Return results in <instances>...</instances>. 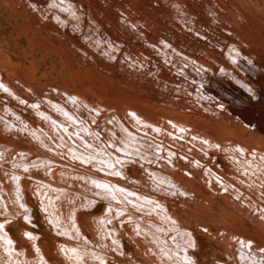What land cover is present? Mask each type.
<instances>
[{
  "label": "rangeland",
  "instance_id": "1",
  "mask_svg": "<svg viewBox=\"0 0 264 264\" xmlns=\"http://www.w3.org/2000/svg\"><path fill=\"white\" fill-rule=\"evenodd\" d=\"M48 1H52L56 8ZM61 14L67 20L62 21L58 17ZM195 32L209 40L199 39ZM157 41L162 42L174 60L208 76L223 97L241 105L247 119L256 124L257 131L244 127L225 113L211 110L204 99L193 94L188 84L166 71L134 64L137 52L146 51L149 44ZM0 69H4L5 74H0L3 89L20 98L41 99L50 94L51 88L70 97V100L62 97L60 102V96L53 94L50 99L55 102L49 105L35 107L31 104L30 109L29 106L19 108L20 113L25 110L22 118L32 116L35 125L27 119L29 125L19 124L15 128L13 120L19 115L14 111L8 112L12 119L4 114L0 116L2 140H12L8 145L2 142L5 148L0 149V264H109L108 258L113 254L117 258L125 257L126 241L118 235L126 230L132 239L139 242L135 243L139 244L138 249L144 251V255L137 252L143 258L142 264H264V246L256 240L260 235L258 231L264 233L263 218L247 213L224 193L221 196L207 193L198 171L194 170L190 172L192 179L180 178L183 185L191 183L190 187H204L200 186L202 191L196 192L198 197L193 193L191 198V191L188 193L179 187V181H175V175L183 173L173 167L172 162L176 170L165 163L162 165L170 167L173 182L157 176L150 168L149 172L154 184L163 187L168 194L175 193V196L168 200L166 197L151 200L128 185L127 179L132 177L125 170L131 165L132 168L139 166L135 162L124 164L119 161L118 164L113 155L118 158L120 153L111 149L102 151L99 147L103 139L101 142L98 140V135L121 134L131 142L133 151L149 155V139L135 136L139 145L136 147L135 142L124 134L127 130L120 131L122 114L132 111L126 108L130 105L145 108L143 111L154 119L149 123H172L173 117L207 121L203 124L206 126L177 123L214 145L213 154L221 164V172L231 170L228 161L231 148L247 151L258 147L264 153V0H0ZM64 104H67V112ZM44 110H49L48 114ZM82 115L89 120L122 116L113 122V128L107 126L106 121L102 127L95 123L98 131L96 127L94 131L80 121ZM219 122L231 126L229 129L232 131L242 132L243 139H226L216 133L213 124H222ZM3 126L4 133L1 132ZM69 127L75 130L69 131ZM101 128H108L109 132L101 133ZM13 129L16 135L25 137L8 136L9 130ZM24 142L31 149L21 152L23 150L18 148ZM245 142L248 143L246 146ZM222 146L228 148L223 149ZM7 147L20 151L15 160L3 158L5 150L9 149ZM63 154L68 157L70 165L62 162ZM26 156L41 160L32 167ZM250 160L252 170L248 173L240 170L246 179L255 176L256 172L261 173L260 166L255 167V160ZM177 163L185 166L182 161ZM85 168H91L96 174L85 172ZM31 175L37 177L36 181L31 179ZM109 176L115 177L113 180L119 181L121 187L109 180ZM175 182L177 189L172 185ZM27 196L35 205L33 208L36 209L39 226L33 222L32 207L25 203ZM180 196L194 201H187L188 206ZM94 198L97 199L96 205L83 210L87 206L85 202H93ZM208 198L212 199L211 204ZM174 201L179 205V209L172 205L174 213L188 207L195 208L194 214L190 209L185 211L188 215L181 212L186 218L191 212L190 221L183 217L180 225L167 211V204ZM98 205L102 206L97 212L101 214L92 223L90 216ZM225 210L245 222L244 227L225 219L221 213ZM17 214L21 215L15 217ZM79 215L87 219L85 232L81 229ZM213 215L217 219H213ZM254 221L263 227L251 225ZM30 224L38 228L34 229ZM10 226H15L13 231L22 239V246H17L10 237L7 229ZM187 226L199 235L207 236L211 243L199 261L194 256L196 241ZM252 227L257 228V232ZM221 229L226 235L214 238L213 235ZM41 232L50 235L54 254L40 243ZM90 233L93 238L88 235ZM255 233L258 236L252 235ZM55 241L59 243L58 247ZM118 244L123 245L122 255L117 252ZM130 247L134 250L132 243ZM211 257L214 260H210ZM215 260L217 263L213 262Z\"/></svg>",
  "mask_w": 264,
  "mask_h": 264
},
{
  "label": "bare ground",
  "instance_id": "2",
  "mask_svg": "<svg viewBox=\"0 0 264 264\" xmlns=\"http://www.w3.org/2000/svg\"><path fill=\"white\" fill-rule=\"evenodd\" d=\"M47 1V0H46ZM95 1V0H94ZM48 3L49 4H51V5H55L52 1H48ZM98 5V4H97ZM43 6V5H42ZM89 6V5H88ZM55 7V6H54ZM95 7V6H94ZM56 8V7H55ZM60 14V13H59ZM34 16V15H33ZM62 21H64V20H67V18H66V16H62V14H61V16H58ZM112 21V20H111ZM115 21V20H114ZM114 21H113V23H114ZM244 30V29H243ZM125 34V33H124ZM127 37V36H126ZM129 38V37H128ZM252 38V37H251ZM250 38V39H251ZM83 39V38H82ZM256 39H257V37H256ZM252 40V39H251ZM258 40V39H257ZM256 41V40H255ZM256 43H258V41L256 42ZM255 43V44H256ZM156 44L158 45V46H162V47H164L163 45H162V42L161 41H157L156 42ZM260 47V46H259ZM147 48H148V46H147ZM165 48V47H164ZM166 50V49H165ZM143 52H147V51H145V50H141V51H139V52H137V54L140 56ZM127 61H129V62H131V64H133V62L131 61V60H129V59H127ZM139 63H141L142 64V62H139ZM127 68H129V67H127ZM127 68L125 69V70H127ZM124 69V68H123ZM1 70V69H0ZM127 72V71H126ZM132 72V71H131ZM131 72H129L130 74H131ZM128 73V74H129ZM0 74H1V76L3 75V76H5V74H4V69L2 70V71H0ZM5 80H7V79H5ZM8 81V80H7ZM117 81V80H116ZM8 83H9V81H8ZM117 83V82H116ZM11 84V83H10ZM9 84V85H10ZM118 84V83H117ZM8 85V86H9ZM0 86L1 87H3V82H2V79H1V77H0ZM10 86H12V85H10ZM0 87V90H2V88ZM13 87V86H12ZM149 89V88H148ZM35 90V89H34ZM150 90V89H149ZM152 90V89H151ZM150 90V91H151ZM147 92H148V90H147ZM150 93V92H149ZM151 94V96L153 95L154 96V93H150ZM156 94V93H155ZM159 95V94H158ZM150 96V95H149ZM106 102V101H105ZM111 102V101H110ZM172 102V101H171ZM87 103V102H86ZM182 103V102H181ZM92 105V104H91ZM179 106H181V105H179ZM127 108V110H132V111H130L129 113H125V116H123V117H121V121H120V131L122 132L123 131V129H125V130H127V133H124V134H126V136L130 139V141H134L135 142V146L137 147V146H139L138 145V143H137V141H136V137L135 136H137V137H141V138H143V137H147V139L149 138L148 136H144V134H145V132L147 131L148 133H150V134H153V136H154V138H152V137H150L149 139V155L148 156H146V155H142V154H140V153H138V152H135V151H133L132 150V148H131V146H132V144H131V142H129L128 140H125L123 137H122V135L121 134H116V133H111L110 132V135H109V137H106L107 135L106 134H102L101 136L103 137V139H104V141H102V143H101V146L99 147V149H101L102 151H103V149H106V150H113V151H117V152H119L120 153V157H118L117 158V156H115V155H113L115 158H113L118 164H119V161H122L124 164H129V162L131 163V162H135L139 167H135V168H132L131 166V168L129 167V168H127L125 171H126V173L130 176V177H132V178H128V179H136V180H138V181H141V183H143L142 182V179H144L145 181H146V183H143L141 186L145 189V188H147V190H144V189H142V188H140L139 189V193H143L144 195H146L147 197H149L151 200H154V199H157V197H166V199L168 200L169 198H171V197H173V196H175V193H173V194H168L166 191H165V189L163 188V187H160L159 185H156V184H154L153 183V181L151 180V177H150V172H149V170L151 169V170H154V172L157 174V176H159V177H161V178H164V179H167V180H169V181H171V182H173L172 181V177H171V172H170V167H168V166H163L162 164L164 163V162H156V164L155 163H150V161L151 160H155L156 158H161V154H162V160H165V161H168V162H172L173 164H174V166L171 164V166H173V167H176L177 169H179V170H181V171H183L184 169H185V166L183 165V167H182V165L181 164H179V163H177L178 161H181L178 157H179V155H178V153L177 152H174L175 154H176V156H174L173 154H172V151L171 152H169L168 150H166V151H164L163 149H161V147H162V145H161V143H158V142H154L155 141V138H156V136H160V138L162 137V135L161 134H157V133H161V131H162V129L164 128L165 129V127H161V123L159 124H157V123H149V122H154V119H152L151 117H150V115L149 114H147V113H145L144 111H143V109L144 110H146L145 108H143V107H139V108H137V107H132V106H127L126 107ZM49 112V110H44V112L46 113V114H48V112ZM51 112V111H50ZM52 114V113H51ZM4 115L7 117V118H10V119H12L11 117H10V115H9V113L7 112V111H5L4 112ZM53 115V114H52ZM137 115V116H136ZM27 117V119H28V121H29V123L31 124V125H35V123H34V118L32 117V116H26ZM80 118H81V116H80ZM140 118V119H139ZM174 118V120H171L172 121V123H174V124H178L177 122L178 121H180V122H187V123H191L192 125H198V126H206V125H203L204 123H207V121H205V120H202V119H196V118H192V117H187V118H185V117H173ZM15 118H14V123H15V128H17L16 126H18L19 125V121H17V122H15ZM224 120V119H223ZM219 123H222V122H219ZM224 123H226L225 121H224ZM106 124V123H105ZM228 124V123H227ZM164 125V124H163ZM214 125V127L217 129L216 130V133H218V134H221V135H223L224 136V138H241V139H243V137H244V135H243V133L241 132H237L236 130H234V131H232V130H230L229 129V127H231V126H226V125H224L223 123L222 124H213ZM119 126V125H118ZM178 126H179V130L182 132V130H181V127H183V126H181V125H179L178 124ZM21 128H25V127H22V126H20ZM19 127V128H20ZM57 127V126H56ZM213 127V126H212ZM117 128V127H116ZM119 128V127H118ZM232 128V127H231ZM44 129V128H43ZM102 129V128H101ZM236 129V128H235ZM27 130V129H26ZM45 130V129H44ZM68 130L69 131H73V130H75L73 127H69L68 128ZM105 130V129H104ZM28 131V130H27ZM35 131V130H34ZM235 131H236V133H235ZM240 131V130H239ZM242 131V130H241ZM65 133H66V131H64ZM129 132V133H128ZM176 129H174V131L173 132H169V134H167V135H173L174 136V133L176 134ZM199 132V131H198ZM133 134V135H131V134ZM38 134V133H37ZM50 135V134H49ZM68 135V134H67ZM71 135V134H70ZM6 136V135H5ZM70 137V136H69ZM72 137V136H71ZM70 137V138H71ZM220 137V136H219ZM5 137H3V139H4ZM24 138V137H23ZM45 138V137H44ZM226 138V139H227ZM5 139H7V138H5ZM165 139H167V138H165ZM8 140V139H7ZM11 139H9L8 141H10ZM78 140V139H77ZM232 140V139H231ZM8 141H3L2 140V136L0 135V143H4V142H6L5 144H9L8 143ZM12 141V140H11ZM20 141H21V139H20ZM23 141V140H22ZM55 141V140H54ZM82 141V140H81ZM87 141V140H86ZM110 142V143H108V142ZM234 141V140H233ZM16 143H17V141H15ZM26 142V141H25ZM24 142V144L23 145H21V147L20 148H18V149H22L23 151H21V152H25L24 151V149H28L29 148V144H26ZM65 142V141H64ZM64 142H63V144H64ZM71 142V141H70ZM2 143V150L5 148V146H4V144ZM13 143V142H12ZM239 143H242V142H240L239 141ZM250 143V142H249ZM67 144V143H66ZM246 144H248L247 142H245V146H246ZM68 145V144H67ZM67 145H65V146H67ZM71 145V144H70ZM74 145V144H73ZM254 145V144H253ZM20 146V145H19ZM50 146V145H49ZM79 146V145H78ZM194 146H196V147H199V148H203V147H209V148H213L214 147V145L212 144V143H210L209 141H207V140H199V141H197L196 142V144L194 145ZM261 146H263V145H261ZM70 147V146H69ZM95 147V146H94ZM223 147V149H226V148H228V146H222ZM248 147V146H247ZM252 147V146H251ZM53 148V147H52ZM66 148H68V146L66 147ZM71 148V147H70ZM88 148V147H87ZM258 148V147H257ZM257 148H255L257 151V154H255V155H250V154H245L244 155V153L243 152H241V151H238V150H235V149H233V148H231V149H229V151L231 152V154H229L228 155V161H229V168L231 169L230 171H226L227 172V177H226V179L225 178H223V180L226 182V183H224L223 181H221L220 179H219V177L218 176H220V173H225V172H221V170L220 169H217V172L216 171H213L215 174H217L218 176H216L212 171H210L209 169H205L204 170V172H203V174H205L206 176H207V179H209V181L210 182H213L212 183V185H215V184H219V185H221L222 187H225L226 188V193H224V194H226L230 199H232V200H234V201H236L237 202V204L239 205V207H241L242 209H244L247 213H251V214H253L254 215V217L255 216H257V217H261V218H263L264 219V155H263V153L262 152H260ZM261 148V147H260ZM29 149H31V147L29 148ZM38 149V148H37ZM81 149V148H80ZM263 149V148H262ZM35 150V149H34ZM40 150H41V148H40ZM75 150V149H74ZM93 150V149H92ZM122 150V151H121ZM32 151V150H31ZM39 151V150H38ZM44 151V150H43ZM46 151V150H45ZM57 151V150H56ZM68 151V150H67ZM30 152V151H29ZM69 152H71V150H69ZM76 152V151H75ZM123 152V153H122ZM38 153V152H37ZM42 153V152H41ZM56 153V152H55ZM57 153H58V151H57ZM192 153L194 154V155H196V156H199L200 158H201V160H203L202 159V156L204 157V158H206V160L208 159V155H202L201 156V154L197 151V150H195L194 148H192ZM210 153V151H208V154ZM22 154H24V153H22ZM43 154V153H42ZM41 154V155H42ZM142 155V156H140V155ZM64 155V154H63ZM74 155V154H73ZM183 155V154H182ZM212 155H214L213 154V152H212ZM60 156H61V153H60ZM75 156V155H74ZM171 159H170V158ZM63 160H62V162L63 163H65V164H67V165H70V163L68 162V157L66 158V156L64 155V156H62L61 157ZM32 159H35V162H33V163H31V162H29V161H31ZM43 159V158H42ZM250 159H253V160H255V167L257 166V165H259L260 166V168H261V173H258V172H256L255 174V176L254 175H251L250 176V178H245L244 177V175L241 173V169H243L245 172H250L252 169H251V165H252V163L250 162L251 160ZM41 160V158H37V157H32V156H26V161H27V163L28 164H30L32 167H34V164L35 163H37V162H39ZM56 161V160H55ZM58 161V160H57ZM79 161V160H78ZM94 161V160H93ZM125 161V162H124ZM217 161V160H216ZM203 162V161H202ZM218 162V161H217ZM158 163V164H157ZM184 163V162H183ZM219 163V162H218ZM136 165V166H137ZM185 165H186V163H185ZM219 165H220V167H221V164L219 163ZM89 166H91L92 167V163H89ZM120 166V165H119ZM134 166V165H133ZM71 167V166H70ZM75 168H78V167H75ZM87 168V167H86ZM85 168V172H93V174H96V172H94V171H92L91 170V168H88V170ZM144 169V171L142 170V169ZM150 168V169H149ZM198 168H200V165L199 164H197L196 165V167H195V169L196 170H194V171H198ZM201 169H204L203 167L201 168ZM71 170V169H70ZM79 170H81V168L79 167ZM81 171H83V170H81ZM84 172V171H83ZM198 173H199V171H198ZM201 173V172H200ZM202 175V174H201ZM32 177H31V179L33 178V180L34 181H36V179L35 178H37L36 176H34V175H31ZM98 176V175H97ZM99 176H105V177H107V175H105V174H99ZM134 176V177H133ZM43 177V176H42ZM221 177V176H220ZM115 178V177H114ZM113 178V179H114ZM176 180L175 181H179L178 183L181 185V186H179V187H181V188H183L185 191H191V192H193L194 194H195V196H197L196 195V192H200V191H202V189H201V187H202V185H200V183H198V181L196 180V182L201 186H192V187H195L196 188V190H194V188H192V187H190L191 186V183H190V185L188 186V185H183V182L181 183V181H180V178L183 180V179H185V180H190V179H192V178H188L187 176H184L183 174H177V175H175V177H174ZM206 178V177H205ZM108 179L109 180H111L114 184H116V185H119L120 187H121V184L119 183V181L118 182H116V181H114L113 179H112V176H109L108 177ZM127 179V180H128ZM32 180V181H33ZM79 181V180H78ZM155 181H156V183H159V181H158V179H155ZM123 183V182H122ZM79 185V184H78ZM81 185V184H80ZM79 185V186H80ZM172 185L173 186H175L176 187V189L178 188V185H177V182H175V183H172ZM91 186V185H90ZM126 186V188H124ZM123 185V188L124 189H128V187H127V185ZM137 186H139V184H137ZM141 186H139V187H141ZM205 186V185H204ZM202 188H204V187H202ZM134 189H136V188H134ZM172 189H173V187H172ZM205 190H206V192L208 193L209 191L206 189V188H204ZM133 190V189H132ZM144 192H143V191ZM78 191V190H77ZM136 191V190H135ZM205 192V193H206ZM228 192V193H227ZM26 193L28 194V192L26 191ZM25 193V194H26ZM182 193V192H181ZM189 193V192H188ZM210 193V192H209ZM223 194V195H224ZM204 195V194H203ZM226 195H224V196H226ZM211 196V195H210ZM221 196V195H220ZM232 196V197H231ZM183 197V196H182ZM181 196H180V198H181V200L182 201H185L186 200V204H187V201H191V200H193L194 201V199H189L188 197H183L182 198ZM198 197V196H197ZM219 197V196H218ZM227 197V198H228ZM233 197H235V198H233ZM160 198V199H161ZM221 198V197H220ZM228 198V199H229ZM30 199H31V197H30ZM29 198H28V196L26 197V199H25V203L26 204H28L29 206H31L32 207V209H33V212H32V216L34 217V220H33V222L34 223H36V225H38L39 226V221H38V216H37V212L35 211L36 209L35 208H33L35 205H34V203H32V201L30 200ZM159 199V198H158ZM226 199V198H225ZM166 200V201H167ZM209 200H211L210 201V204H211V202H213L212 201V199H209L208 198V201ZM172 201H173V199H172ZM169 202H170V200H169ZM175 202V201H174ZM221 202V201H220ZM233 202V201H232ZM95 203H97V199L96 198H94V200H93V202L92 201H90V203H88V202H85V205H87L83 210H88V209H92L96 204ZM167 203V202H166ZM184 203V202H183ZM103 204V203H102ZM166 205V204H165ZM172 205L174 206V207H177L178 209H179V205H177V203L175 202V203H170V204H167V211L169 210L170 212H171V214H172V216L174 215L175 216V218L178 220L177 222H179V224L181 225V223L183 224V221H182V219H183V217H185V214L183 215V213H181V212H185L186 210H189V211H192V213L194 212V209L195 208H191V207H188V208H186L185 210H183V211H181V210H179L178 212H176V213H174L173 212V209L171 208L172 207ZM188 206H189V204H187ZM191 205V204H190ZM209 205V204H208ZM101 205H98V206H96V208H94L92 211L94 212L91 216H90V218H91V220H92V223H93V221L95 220V219H97V216H99L101 213H97L98 211H100L99 209L100 208H102V206L100 207ZM173 207V208H174ZM224 207V206H223ZM233 207V206H232ZM214 209H215V207H213ZM225 208V207H224ZM231 208V207H230ZM192 209V210H191ZM239 209V208H238ZM217 210V209H216ZM32 211V210H31ZM212 211V210H211ZM239 212V211H238ZM187 215H188V213L187 212H185ZM190 213L191 212H189V216H187V218L186 219H192V214L190 215ZM222 214H223V216L225 217V219H228V221H232V223H240L243 227H244V224H245V222H243V221H240V220H238L236 217H234L233 215H231L227 210H225V213L224 212H221ZM233 213V212H232ZM240 213V212H239ZM238 213V214H239ZM194 214V213H193ZM237 214V213H236ZM21 215V214H20ZM19 214H17V215H15V217H17V216H20ZM247 215V214H246ZM241 216V215H240ZM243 217H245L244 215H242ZM79 217V223H80V226H81V229L85 232V228L87 227V219H86V217L84 216V215H79L78 216ZM189 217V218H188ZM194 217H195V215H194ZM209 217H210V219H211V215H209ZM190 219H189V221H190ZM194 219V218H193ZM209 219V220H210ZM213 219H217V217H216V215H213ZM246 219V218H245ZM251 219V218H250ZM254 219V218H253ZM8 220H10V219H8ZM184 220V219H183ZM252 220V219H251ZM17 221H18V219H17ZM246 221H247V219H246ZM197 222V221H196ZM200 222V221H199ZM205 222H207V220H205ZM215 222V221H214ZM247 222H250L249 220L247 221ZM246 222V224H248ZM33 223V224H34ZM114 223V222H113ZM210 223V222H209ZM216 223V222H215ZM253 223H254V225H255V227L257 226L256 224H258L259 225V223H257V222H252V224L251 223H249V224H251V225H253ZM190 224H192V223H190ZM211 224V223H210ZM236 224V225H237ZM239 224V225H240ZM19 226H22V225H20V224H18ZM17 225V226H18ZM78 225V224H77ZM92 225V224H91ZM122 225V224H121ZM193 225V224H192ZM215 225V224H214ZM253 225V226H254ZM261 225V224H260ZM259 225V226H260ZM41 226V225H40ZM258 226V227H259ZM13 227H15V226H10L9 228H7L9 231V234H10V237H12L13 239H14V241L16 242L15 244L17 245V246H22V239H20V238H18L15 234V232L13 231ZM184 227V226H183ZM186 227V226H185ZM188 227V226H187ZM194 227V226H193ZM251 226H249L248 228H250ZM261 228L263 227V226H260ZM5 228V229H6ZM20 228V227H19ZM21 228H23V227H21ZM20 228V229H21ZM118 228V227H117ZM214 228V227H213ZM241 228V227H240ZM246 228H247V226H246ZM253 228V227H252ZM261 228H258L259 230L261 229ZM52 229V228H51ZM60 229V228H59ZM130 229V228H129ZM188 229L190 230V231H192V235H193V237H194V240L196 241V246H197V251H196V253L194 254V256H195V258H197L198 259V261H199V259L201 260L202 259V257L204 256V254H205V252H207L209 249H210V245H211V243L209 242V240L206 238L207 236H203V235H199L198 233H197V231H194L193 230V228H191V227H188ZM199 229V228H198ZM235 229V228H234ZM237 229V228H236ZM235 229V230H236ZM254 229V228H253ZM253 229H252V231H253ZM257 229V228H256ZM256 229H254V231L256 230ZM264 229V228H263ZM16 230V229H15ZM91 230H92V233H93V231H94V229H93V226H92V228H91ZM200 230V229H199ZM242 230H243V228H242ZM247 230V229H246ZM119 231V230H118ZM239 231V230H238ZM245 231V230H244ZM252 231H249V233L250 232H252ZM263 231V230H262ZM87 232V231H86ZM91 232V231H90ZM201 232H203V231H201ZM212 232V231H211ZM247 232V231H246ZM245 232V233H246ZM255 232H257V231H255ZM41 233H43V232H41ZM92 233H90V234H88L90 237H92L93 238V234ZM248 233V232H247ZM252 233H254V232H252ZM258 233L260 234L259 236L255 233V234H252V235H257L258 237H259V239H256L258 242H260L261 244H263V246H264V235L262 236V234H264V233H260V231H258ZM128 237H130V235H129V233H128V231L126 230V233H125ZM201 234V233H200ZM49 235V234H48ZM48 235H46L45 233H43V237H41V239H40V243L42 244V246L43 247H45V248H47V249H53L52 248V245H51V239H50V235L48 236ZM125 235V236H126ZM205 235V234H204ZM231 235V234H230ZM234 235V234H233ZM249 235V234H248ZM42 236V235H41ZM260 236H262V239H261V237ZM128 237H126V239H128ZM244 237V236H243ZM247 237V236H246ZM249 237V236H248ZM253 237V236H252ZM49 238V239H48ZM130 239L134 242V243H136V242H138V241H135V239H132L131 237H130ZM249 239V238H248ZM123 240V239H122ZM58 241V240H57ZM60 241V240H59ZM124 241V240H123ZM126 241V240H125ZM129 241V240H128ZM33 242H35V241H33ZM61 242H63L64 243V241H63V239H62V241ZM65 242H69V240H66L65 239ZM71 243V242H70ZM70 243H68V244H70ZM124 243V242H123ZM139 243V242H138ZM141 244V243H140ZM33 245V244H32ZM39 245V244H38ZM55 245L58 247L59 246V243H57L56 241H55ZM72 245H73V243H72ZM119 245V246H118ZM117 245V252H122L123 250H122V247H123V245H122V247H121V245L120 244H118ZM137 245H139V244H137ZM23 246H24V244H23ZM31 246V245H30ZM140 246H142V244L140 245ZM235 246V245H234ZM14 247H15V245H14ZM20 248V247H19ZM140 248H142V247H140ZM143 248H144V246H143ZM23 250H25L24 248H22ZM124 249L126 250V251H131L132 250V248L130 247V244H129V242H125L124 243ZM54 250V249H53ZM58 250V249H57ZM226 251V250H225ZM224 251V252H225ZM124 252V251H123ZM222 252V251H221ZM236 252V251H235ZM245 252V251H244ZM48 253V252H47ZM36 254V253H35ZM51 254H54L53 252H52V250H51ZM114 255V254H113ZM109 256V258H108V263L109 264H111L112 262H118V261H124V260H122L120 257V259L119 258H117L116 257V255H114V256ZM230 255H231V252H230ZM234 256H235V254H233ZM124 256V255H123ZM137 258L138 260H140V263L143 261V258L136 252L135 253V256H134V258ZM222 257V256H221ZM232 257V256H231ZM60 258V257H59ZM215 258H216V256H215ZM220 258V257H219ZM223 258V257H222ZM61 259V258H60ZM224 259V258H223ZM222 259V260H223ZM226 259V258H225ZM235 259V258H234ZM217 260H218V258H217ZM217 260H215V261H213L214 263H217ZM236 260V259H235ZM52 261V260H51ZM104 261V260H103ZM107 262V261H106ZM204 262V261H203ZM198 263V262H197ZM205 263V262H204ZM104 264V263H103ZM142 264V263H141Z\"/></svg>",
  "mask_w": 264,
  "mask_h": 264
},
{
  "label": "built area",
  "instance_id": "3",
  "mask_svg": "<svg viewBox=\"0 0 264 264\" xmlns=\"http://www.w3.org/2000/svg\"><path fill=\"white\" fill-rule=\"evenodd\" d=\"M195 34L199 39L209 40L203 34H200L198 32H195ZM146 51L147 52H143L140 56L138 54L135 55V58L133 59L134 64L137 63L140 67H143L144 65H150L156 71H166L167 73H169L170 75H172L176 79L188 84L191 87L193 94L197 97H200L201 99H204L208 103L211 110H213L215 112L225 113L229 117L234 118L237 122H239L244 127L249 128V129L254 130V131H257L256 124L247 119L244 108L241 105H239L238 103H235V102L223 97L218 92V89H217V86L215 85V83L208 76L200 74L195 69H193L192 67H188V66L174 60L173 57L169 54V52L167 50H165V48L162 47L161 45L158 46L156 44V42L149 44ZM139 62H142V64ZM1 88H2V91H0V116L2 114H4L5 111H7V112L14 111V112L18 113V115H19V116L15 117V119H16L15 122L19 121V124L20 125L22 124L24 126H27L29 124L27 122V119L22 118V116H21V115L25 114V110H22L23 112L20 113L19 108L24 107V106L25 107L29 106V109H30L31 104L35 105V107H41L44 104L49 105L50 102H55V101H52L50 99V97H52L53 94L54 95L58 94L60 96L59 97L60 102H62V100H61L62 97H64L65 100L66 99L70 100V99H68V98H70V97H68V94L58 92L54 88L49 89V93L51 94V96H50V94H48V95L43 96L41 99H36V100H28L24 97L20 98L21 96H16L12 91H9V90L5 91L3 89V87H1ZM8 98L12 100V101H10L11 103L8 102ZM60 102H58V103H60ZM65 103H67V102H65ZM60 104H62V103H60ZM67 104L66 105L64 104V107H65L64 111L65 112H67L66 111ZM68 105L71 106V104H68ZM122 115L125 116L124 113ZM122 115H111L105 119L102 118V119H97V120L96 119H93V120L90 119L89 120L86 116L82 115V118H80V121L82 123H84L85 126L88 125L90 130L95 131V129H93L94 127H96L95 123H97L98 125H100V127H102V125L106 121V125L109 126L110 128H113L114 127V126H112L113 122L118 120V118H120ZM160 123H161V127L163 126V127H165V129L163 128L161 133H157V134H161L162 137L160 138V136H156L154 142L161 143V145H162L161 149H163L164 151L168 150L169 152L172 151V154L174 156H176V154L174 152L178 153V155H179L178 158L182 162H184V164L186 163L185 169L182 171V173L185 174L186 176H188L189 178H191L192 177V175L190 173L191 170H196L195 167L197 164H199L200 165V168H198L199 179L202 180V183L206 186L208 191L213 195H220L222 193H226L225 187H222L219 184L212 185L213 182H210L209 179H207V176L205 174H203L205 169H209L212 172L213 171L217 172V169H220V165L216 161L215 155H212V152H213L212 148H209V147L199 148V147L194 146L197 141L206 140V139L194 135L191 131H189V129L184 128V127H181V128H183V129H181L182 130V132H181L179 130V126L176 124L163 123V122H160ZM2 128L4 129V126ZM96 128L98 131V127H96ZM108 128L105 130L102 129L101 133L109 132ZM174 129H176V131H177L176 134L174 133V136L173 135L172 136L167 135V134H169V132H173ZM2 131L4 133L5 129L1 130V132ZM14 132H16L15 129L9 130L7 135L14 137V138L25 137V135H23V134L16 135ZM144 136H148L149 138L150 137L154 138L153 134H150L147 131L145 132ZM165 138H167V139H165ZM101 139H103V137L98 135L99 142H101L100 141ZM103 141H104V139H103ZM2 148H3L2 144H0V149L2 150ZM7 148H9V147H7ZM192 148L197 150L201 154V156L205 155V154L208 155V159L206 160V158H204L202 156L203 160H201V158L199 156H196L192 153ZM208 151H210L209 154H208ZM256 151L257 150L255 148H252L250 150L241 151V152H243L244 155L245 154L255 155V154H257ZM6 153H7V155H6ZM19 153H20V151L18 149H13V148L10 149L9 148V149L5 150L3 158L5 159V157H7V160H15L16 156L19 155ZM263 155H264V153H263ZM161 158H162V154H161ZM161 158H156L155 160H151L150 163L156 164V162H158V161L164 162L166 165L170 166L172 170H176V168H173L171 166L170 162L162 160ZM29 162H31V163L35 162V159H32ZM202 167L204 169H201ZM215 175L218 176L217 174H215ZM220 176H218L219 179L221 181H223L224 183H226L223 180V178L226 179L227 172L220 173ZM28 179H29V177H28ZM142 182L146 183V181L144 179H142ZM143 183H141L140 181H138L136 179H128L129 187H131V189L136 190V191H139V189H140L139 186H141ZM137 184H139V186H137ZM134 187L136 189H134ZM142 189H144V188H142ZM144 190H147V188H145ZM190 196L192 198L193 192H190ZM233 198H235V197H233ZM30 226L34 229L38 228L35 225L30 224ZM202 230L206 231L205 228H202ZM124 233H126V232H119L118 236H120L121 240L122 239H124L126 241L129 240L132 243L134 250L125 251L124 252L125 257L123 258L122 256H120L125 261L117 262L116 264H118V263L119 264H141L140 260H138L136 257L134 258V256H135L136 252H140L144 255V251L142 252L141 250H139L137 245L130 239V237H128ZM224 235H226V233L224 230L221 229V230H219V232L217 234L213 235V237L215 238V237L219 236L222 238ZM126 237H128V239H126ZM120 253L122 255V252H120ZM210 260H214V258L211 257Z\"/></svg>",
  "mask_w": 264,
  "mask_h": 264
}]
</instances>
